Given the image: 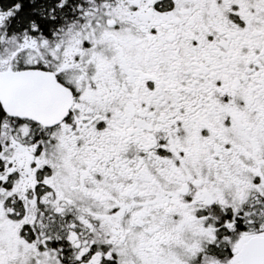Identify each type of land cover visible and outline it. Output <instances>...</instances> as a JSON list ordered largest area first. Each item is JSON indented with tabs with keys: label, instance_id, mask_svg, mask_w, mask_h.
I'll list each match as a JSON object with an SVG mask.
<instances>
[{
	"label": "snow or ice",
	"instance_id": "6c2138e0",
	"mask_svg": "<svg viewBox=\"0 0 264 264\" xmlns=\"http://www.w3.org/2000/svg\"><path fill=\"white\" fill-rule=\"evenodd\" d=\"M0 264H264V0H0Z\"/></svg>",
	"mask_w": 264,
	"mask_h": 264
}]
</instances>
